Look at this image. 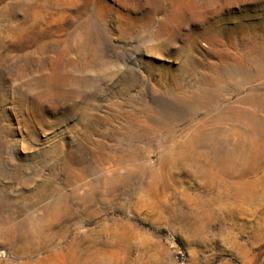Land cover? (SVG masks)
<instances>
[{
  "label": "rangeland",
  "instance_id": "rangeland-1",
  "mask_svg": "<svg viewBox=\"0 0 264 264\" xmlns=\"http://www.w3.org/2000/svg\"><path fill=\"white\" fill-rule=\"evenodd\" d=\"M0 264H264V0H0Z\"/></svg>",
  "mask_w": 264,
  "mask_h": 264
}]
</instances>
